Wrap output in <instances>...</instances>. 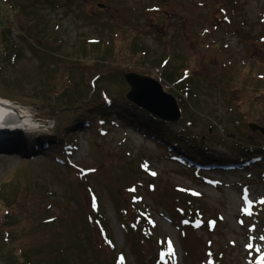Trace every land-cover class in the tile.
I'll list each match as a JSON object with an SVG mask.
<instances>
[{
    "label": "rangeland",
    "instance_id": "1",
    "mask_svg": "<svg viewBox=\"0 0 264 264\" xmlns=\"http://www.w3.org/2000/svg\"><path fill=\"white\" fill-rule=\"evenodd\" d=\"M128 72L181 97L190 124L151 131L202 161L127 121ZM105 93L110 114L82 126ZM0 98L35 125L0 133V264H260L264 0H0Z\"/></svg>",
    "mask_w": 264,
    "mask_h": 264
},
{
    "label": "trees",
    "instance_id": "2",
    "mask_svg": "<svg viewBox=\"0 0 264 264\" xmlns=\"http://www.w3.org/2000/svg\"><path fill=\"white\" fill-rule=\"evenodd\" d=\"M19 12H23V11L20 10ZM88 44H93V43H91L89 41ZM126 44L127 45L125 46V48H127V49L129 48V49L127 50V52H125V55L131 56L132 58L136 57L135 59L138 60V63L141 64V65H142L141 62L148 61L146 59V54L148 52L146 50V48H144V49L139 48L138 45H136L137 47L132 46V44L143 45L142 43H140V42H138L136 40H129V41H127ZM92 48H94V46L90 47V49H92ZM112 48H114V47H112ZM112 48H110V50ZM161 61L162 62H166V61H163V60H161ZM146 68H153V69L159 71L161 73V75H162L160 77L164 78V79H169L170 81H172V82H170V83H172V85L176 84V82H178V79L180 78L178 76L177 72H176V68H175L174 71L176 72L178 77H176L173 74L174 71H172V70L162 71V69H161L162 66H160L159 64H155L153 67H146ZM185 75H187L186 72L184 73V77L182 78L183 81L186 78ZM185 88L189 90L188 86H184V87L179 88V89L181 91H185ZM96 100H98V99H96ZM100 100H99V103L95 106V108L90 110L89 115L85 116L84 119H82V122L80 123L82 126H86V125L94 126L96 124L101 126L102 122L106 119L108 114H110V106H111V104H114V102H115L114 98L110 97L107 93H105V94H101ZM177 101H181V97H177ZM121 102H123V104L126 106L125 107L126 109L130 108L132 110V115L134 116L132 119H130L131 117L127 118V121L132 123L133 126L136 127L137 129H140L142 134H144V135L148 136L149 138H151L156 143V145H158V143H161V142L163 144H165L166 146L168 145L169 149H167V151L169 152V154L171 153V154H173L175 156H181V157H183V159H186L188 162H192L193 163L194 162L193 159H195V160L197 159L199 161H202V158L204 157L203 154H201V153L194 154L193 152L186 151L183 148L179 147V145L176 143V141H178V139H179V136H180L179 134H177V138L175 139V138H168L165 135H161V133L159 134L158 132L151 131V130H155V128L159 129L161 127L160 126L161 125L160 124L161 121L157 120L156 116L148 113L146 110L144 111V109L139 108L138 106L134 105L130 101L126 100V98H124V97L121 99ZM139 109H141V111L143 110V112L145 113L144 116H139L138 114L135 113ZM180 113H181V115L179 117V121H183L185 123V125L188 126L190 124V122L188 120H184L185 118H184V115H183V113L181 111V108H180ZM151 124H153L154 126L151 127L152 126ZM62 136H61V139H62ZM50 138H51V136H47V138H43V137L39 136V137H37L36 141L41 143V145H44L46 142L48 143V140ZM59 139H60V137H58V140ZM65 145L69 146L71 144L67 143ZM204 165H208V164L205 163ZM81 170L83 172H88L85 169H81ZM0 193H1V188H0ZM4 198H5V196L0 195V200L1 201H5ZM190 208H192V206ZM196 216L200 217L201 214H197ZM119 256H118V258L120 259L121 256L120 257ZM134 256H136V255L134 254ZM122 257H123V261L121 262V260H120L119 264H124L125 263V258H124V256H122ZM161 262L164 263V261H161ZM19 263H21L20 259H18V264ZM25 264H30V263L26 262Z\"/></svg>",
    "mask_w": 264,
    "mask_h": 264
},
{
    "label": "water",
    "instance_id": "3",
    "mask_svg": "<svg viewBox=\"0 0 264 264\" xmlns=\"http://www.w3.org/2000/svg\"><path fill=\"white\" fill-rule=\"evenodd\" d=\"M98 5L99 7L104 6L103 4ZM123 78L129 86L125 95L128 101L162 120L177 121L179 119L180 108L176 99L170 93L165 92L156 79L135 72L125 73ZM0 106L13 108L17 116L16 108L2 101H0ZM248 125L253 131L257 129L264 133L263 127L252 123ZM0 130L5 134L7 126L6 128L1 127Z\"/></svg>",
    "mask_w": 264,
    "mask_h": 264
},
{
    "label": "bare ground",
    "instance_id": "4",
    "mask_svg": "<svg viewBox=\"0 0 264 264\" xmlns=\"http://www.w3.org/2000/svg\"><path fill=\"white\" fill-rule=\"evenodd\" d=\"M0 101L5 102V103L9 104L10 106L14 107L13 105L10 104V102H8L6 100H3V99L0 98ZM14 113H15V110L13 108H7L5 106H0V119H4V122L10 123V124L16 122L15 125H18V120H20L21 118H23V117L30 118V117H28L26 115H20V116L17 115V117H14ZM25 121H26V123L28 122L27 120H25ZM0 123H3V121L0 120ZM18 130H20V129H18ZM10 134H15L16 135L15 131L11 132ZM227 197H228V199H229L231 204L236 202V198H235L234 195L228 194Z\"/></svg>",
    "mask_w": 264,
    "mask_h": 264
},
{
    "label": "snow or ice",
    "instance_id": "5",
    "mask_svg": "<svg viewBox=\"0 0 264 264\" xmlns=\"http://www.w3.org/2000/svg\"><path fill=\"white\" fill-rule=\"evenodd\" d=\"M245 199H246V197H245ZM261 202L264 203V201H261ZM248 203H251V202L249 201ZM262 239H264V237H262ZM247 247L251 248L252 245L249 244V245H247ZM168 250H169V252L172 251L171 242H169ZM120 260H121V262L123 261V257L122 256L120 257ZM260 264H264V256H261V258H260Z\"/></svg>",
    "mask_w": 264,
    "mask_h": 264
}]
</instances>
